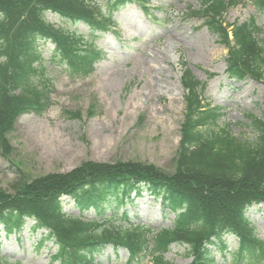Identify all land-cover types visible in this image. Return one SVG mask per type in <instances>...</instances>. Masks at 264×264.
I'll return each mask as SVG.
<instances>
[{"label": "trees", "instance_id": "1", "mask_svg": "<svg viewBox=\"0 0 264 264\" xmlns=\"http://www.w3.org/2000/svg\"><path fill=\"white\" fill-rule=\"evenodd\" d=\"M107 1L108 12L104 13L93 0H0V146L22 114L42 113L51 105L54 85L40 65L39 38L55 45L73 77L91 75L102 57L93 41L51 24L47 13L103 31L115 25L111 18L115 10L135 3L148 11L152 0ZM199 2L201 8H190L189 13L202 19L228 48V76L262 82L261 30L253 19L232 25L224 21V15L242 0ZM252 3L264 12V0ZM182 83L187 90V113L174 174L137 162L88 161L70 173L23 182L13 196L0 192V233L1 226L10 235L22 230L27 220H34L35 228L47 230V237L57 244L54 261L59 264H99L95 256L108 245L126 250L129 263L146 253L151 264H175L165 255L172 245H186L193 259L190 264H219L211 247L228 250L229 235L238 242L231 252L235 262L264 256V240L247 216L253 205L264 204V121L252 116L258 132L254 142L239 139L228 127L218 125L223 114L203 99L205 84L188 71ZM71 117L80 119L78 113ZM142 189L160 199L163 208L175 216L171 227L155 230L132 222L127 212L118 216L121 206ZM66 196L80 214L93 210L97 218L67 214L63 208ZM107 212L112 215L106 216ZM0 264L11 263L1 260Z\"/></svg>", "mask_w": 264, "mask_h": 264}, {"label": "rangeland", "instance_id": "2", "mask_svg": "<svg viewBox=\"0 0 264 264\" xmlns=\"http://www.w3.org/2000/svg\"><path fill=\"white\" fill-rule=\"evenodd\" d=\"M94 1L107 10V0ZM151 8L154 20L146 19L133 6L115 13L118 28L95 40L105 55L86 78L71 76L55 45L38 39L40 65L53 80L55 90L48 110L22 115L0 146L2 194L13 196L16 186L23 182L70 173L88 161L137 162L174 174L187 113V92L182 84L185 71L206 84L204 99L223 113L220 127H228L239 139L256 140L258 132L252 116L264 121V80L235 82L227 77L228 48L202 20L189 13L190 8H201L199 0H155ZM250 19L261 30L259 39L264 45V12L258 11L251 0H243L224 15L228 24H244ZM47 20L87 38L97 36L86 26L74 25L52 13L47 14ZM161 85L167 89L160 90ZM75 113L80 119L71 117ZM64 205L68 214L80 215L69 198H64ZM124 211L133 222L157 230L171 227L175 218L146 190L121 206L118 216ZM82 216L87 220L97 218L93 210ZM247 216L264 240V204L251 207ZM34 224L29 220L22 231L9 237L1 233L0 260L59 264L53 262L57 245L45 239L48 232L35 230ZM237 246L236 238L228 236V250H211L219 264H264V256L259 254L235 262L231 252ZM187 250L186 245H173L165 257L175 264H189L192 258ZM127 259L126 251L112 246L96 255L99 264H128ZM138 264H150V257L145 256Z\"/></svg>", "mask_w": 264, "mask_h": 264}, {"label": "bare ground", "instance_id": "3", "mask_svg": "<svg viewBox=\"0 0 264 264\" xmlns=\"http://www.w3.org/2000/svg\"><path fill=\"white\" fill-rule=\"evenodd\" d=\"M170 54H171V55H170L171 59H173V60H174V61L177 63V60H176L175 56L173 55V53H172V52H170ZM173 60H172V61H173ZM154 68L156 69V67H154ZM171 86H172L171 84H168V85H167V87H168V88H171ZM167 87H166V86H162V85H161V88H160V90L167 89ZM174 90H175V89H174Z\"/></svg>", "mask_w": 264, "mask_h": 264}]
</instances>
